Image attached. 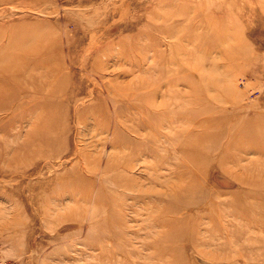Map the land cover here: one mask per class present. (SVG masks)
I'll return each instance as SVG.
<instances>
[{
  "label": "rangeland",
  "instance_id": "obj_1",
  "mask_svg": "<svg viewBox=\"0 0 264 264\" xmlns=\"http://www.w3.org/2000/svg\"><path fill=\"white\" fill-rule=\"evenodd\" d=\"M0 264H264V0H0Z\"/></svg>",
  "mask_w": 264,
  "mask_h": 264
}]
</instances>
